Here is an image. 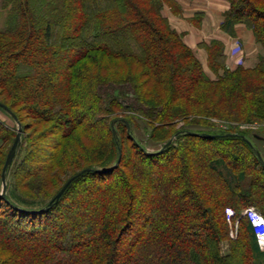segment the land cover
<instances>
[{"label":"trees","instance_id":"trees-1","mask_svg":"<svg viewBox=\"0 0 264 264\" xmlns=\"http://www.w3.org/2000/svg\"><path fill=\"white\" fill-rule=\"evenodd\" d=\"M227 2L223 28L243 24L261 49L253 66L229 68L212 41L199 46L203 67L161 0H0V104L21 128L0 196V264H119L123 240L120 264H264L242 215L253 206L264 218V140L240 129H264V0ZM16 133L0 120V191ZM84 169L112 170L83 173L47 207ZM194 197L191 218L175 209L163 241L146 239L162 212L145 204ZM76 208L90 220L66 238Z\"/></svg>","mask_w":264,"mask_h":264},{"label":"crops","instance_id":"crops-1","mask_svg":"<svg viewBox=\"0 0 264 264\" xmlns=\"http://www.w3.org/2000/svg\"><path fill=\"white\" fill-rule=\"evenodd\" d=\"M161 1L162 15L177 33L183 35L184 43L195 52L203 67H206L207 54L199 46L212 41L222 44L229 68L241 63L243 66L255 64L261 49L252 32L240 23L233 25L230 30L223 28L224 14L229 9L227 0Z\"/></svg>","mask_w":264,"mask_h":264},{"label":"rangeland","instance_id":"rangeland-1","mask_svg":"<svg viewBox=\"0 0 264 264\" xmlns=\"http://www.w3.org/2000/svg\"><path fill=\"white\" fill-rule=\"evenodd\" d=\"M2 16L4 17V14ZM2 25H3V19H1V21H0V28H2ZM204 69L206 70V68H204ZM206 72L208 73L207 70H206ZM0 120H2L9 127H12V128H14V127L16 128L17 127V125L15 124V122L12 120V117L10 115H8L7 113L6 114H3V113L0 112ZM210 122H214L215 124H217L221 128H224V127H226L227 125L230 124L229 122L221 123V122H218V121H216L214 119H212ZM29 124H31V122ZM240 129H243V130L248 131V132H251V133L253 132L255 134H258L259 135L258 139L259 140H261V139L264 140V129L262 127H260L259 125H253V126H250V125H242L240 127ZM255 134H253V135H255ZM255 143L258 146V148H260L261 152L264 155V141L255 142ZM46 145H47L46 142L41 143L40 144L41 149L46 148ZM203 148L204 147H202L200 149L201 152H202V149ZM147 150L153 151L152 148H147ZM42 154H43V152L39 153L38 158L41 157V156H43V155H45V154H43V155ZM162 177L163 176H161V179H159L158 181H160V182H161V180L163 181V178ZM181 179H180V181H182L181 183L185 182V179L184 180H181ZM195 187H197V186H195ZM79 188H81V187H78V189L75 191L74 195L77 194V196H78V193L81 191ZM196 191H197V188H196ZM196 194H197V192H196ZM198 195H200V194H198ZM190 200L191 199H188V198L186 199V202H187V205H188L187 207H185V205H184V207L183 206H180V203H174L173 204L172 203L173 200H167L165 204L155 203L154 201H150L149 203L145 204V207L147 206L150 209H155L156 210L155 217L158 216V213L161 214V212H162V215L158 216V218H155V219L151 220L150 225H151L152 228L153 227L154 228L153 229L151 228L152 231L147 232V234L145 236L146 239L147 240H150L149 238H153V239L155 238L158 241L159 240L160 241H163L164 238H161V236H160L161 225L168 222L169 216H171V214L173 213V211L175 209L181 208L182 212H180V214H181V218L182 219L191 218L192 215H193V213H195L196 210H198L197 204H199V203L197 201L198 200L197 197H194V202L193 201L191 202ZM97 201H98L97 198L92 199V202L93 203H91V201L90 202L89 201H85V203L82 205L83 207H82V210L81 211L82 212L85 211L86 213L91 212L92 209L96 208V206L98 205V202ZM76 207H77V205H76ZM76 214H77V208L73 212H71V217L68 216L66 219H64V220L62 219L63 222H65L66 228H67V229H65L66 235L64 236L66 238L67 237H71L72 235H75L76 232L78 231V228L83 223V221H89L90 220V218L88 219V217H81V216L76 217V216H74ZM236 222L237 221L234 220L233 221V225L230 227L231 228V233H232L233 237L235 235L237 236V232H238L237 225L235 224ZM181 240L184 241L185 239L184 238H181ZM47 241H49V242H47ZM47 241L44 242V245L47 248L45 250L43 249V252L48 251L49 246L51 245L50 243H51L52 240L51 239H47ZM59 241H60V239H59ZM44 245H42V246H44ZM124 245H125V241L123 240V242L117 246V248H118L117 250L121 254V257H120L121 259L120 258L118 259V263H119V261L121 263V262H123L125 260V255H124V251H123L125 249V246ZM66 249H67V246H66ZM225 249H226V247L223 248V251Z\"/></svg>","mask_w":264,"mask_h":264},{"label":"water","instance_id":"water-1","mask_svg":"<svg viewBox=\"0 0 264 264\" xmlns=\"http://www.w3.org/2000/svg\"><path fill=\"white\" fill-rule=\"evenodd\" d=\"M0 108L3 109L8 115H10L12 117V120L15 122V124L17 125V133H16V136H15V139H14V142L12 144V146L10 147L9 151H8V154L6 156V159H5V163L3 165V168H2V173H1V191H0V196L2 198L5 197V192H6V183H5V174H6V171L9 169V167L11 166L12 164V161L14 159V156H15V153H16V149L18 147V144H19V139H20V133H21V128H20V124L19 122L17 121L16 117L5 107L3 106L2 104H0ZM114 134V132H113ZM227 137H231V136H236L235 134H226ZM173 140V137L171 139H169L164 145H163V148L167 147ZM256 155L260 161V163L262 165H264V160L261 156V154L259 152H256ZM119 160H120V150H118V157H117V161L114 165V167L119 163ZM112 169H109V170H90V169H84L80 172H78L77 174H75L74 176L70 177L62 186L61 188L59 189V191L55 194V196L49 201V203L47 204V207H50L52 205L53 202L57 201L61 196L62 194L64 193V191L66 190V188L69 186V184L75 180L77 177L81 176L83 173L85 172H107V171H110Z\"/></svg>","mask_w":264,"mask_h":264},{"label":"built area","instance_id":"built-area-1","mask_svg":"<svg viewBox=\"0 0 264 264\" xmlns=\"http://www.w3.org/2000/svg\"><path fill=\"white\" fill-rule=\"evenodd\" d=\"M225 213L228 219L234 217V212L232 209H229V208L226 209ZM242 215L247 219L261 250L264 251V218L263 216L252 206L245 208L242 212ZM230 237H233L231 232H230Z\"/></svg>","mask_w":264,"mask_h":264}]
</instances>
